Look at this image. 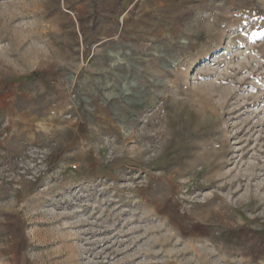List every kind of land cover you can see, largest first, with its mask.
Segmentation results:
<instances>
[{
	"label": "rangeland",
	"instance_id": "1",
	"mask_svg": "<svg viewBox=\"0 0 264 264\" xmlns=\"http://www.w3.org/2000/svg\"><path fill=\"white\" fill-rule=\"evenodd\" d=\"M0 264H264V0H0Z\"/></svg>",
	"mask_w": 264,
	"mask_h": 264
}]
</instances>
